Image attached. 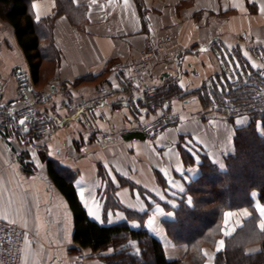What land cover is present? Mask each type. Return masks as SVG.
<instances>
[{
    "label": "crops",
    "instance_id": "crops-1",
    "mask_svg": "<svg viewBox=\"0 0 264 264\" xmlns=\"http://www.w3.org/2000/svg\"><path fill=\"white\" fill-rule=\"evenodd\" d=\"M65 1L34 0L35 19L33 5L40 6L42 20L55 16L59 2ZM71 3L74 8L56 15L54 21L53 40L60 59L56 66L52 64L48 84L44 81L51 63L44 66V89L39 88L41 82H33L13 28L0 19V115L15 109L21 111L20 119L31 120V113L43 126L34 135L31 122H16V133L8 135L0 124V220L17 224L32 236L20 264H106L91 249L74 242V215L47 171L50 160L75 173L77 195L83 206L87 202L84 208L91 220L112 225L128 220L126 211L146 212L144 227L163 244L168 259H179L187 246L174 244L163 222L174 218L173 208L186 183L201 174L198 165L185 166L179 144L185 136L219 162L223 154L233 151L235 130L249 124L248 115L221 117L204 99L208 96L212 102L215 78L222 74L214 49L224 50L240 64L260 65L264 59V0ZM162 36L172 39L175 62L156 65L150 79L115 74V65L132 64L154 38ZM82 78L87 80L75 84ZM163 79L178 86L183 83L184 88L179 86L175 101L149 109L142 93L158 89ZM102 83L113 93H100ZM167 115L171 118L163 124L155 122ZM261 124L257 129L264 137ZM28 133L31 142L22 138ZM121 179L136 188L121 184ZM252 197L261 216L258 209L264 206L258 193ZM228 212L233 215L227 226L224 219L225 237L251 216L248 208ZM130 224L137 228L141 222L136 218ZM221 240L212 254L221 249ZM213 259L214 255L206 263L213 264Z\"/></svg>",
    "mask_w": 264,
    "mask_h": 264
},
{
    "label": "trees",
    "instance_id": "trees-1",
    "mask_svg": "<svg viewBox=\"0 0 264 264\" xmlns=\"http://www.w3.org/2000/svg\"><path fill=\"white\" fill-rule=\"evenodd\" d=\"M33 1L0 0V19L13 28L29 64L32 80L39 84L44 76L45 64L56 66L60 59L53 40L56 15L74 6L71 0L59 2L55 16L37 21L32 10ZM86 80L78 79L75 84ZM164 88H159L161 92L156 96L145 98L149 109L156 110L166 101H171L168 98L176 93L177 87L166 86V91ZM28 114L32 120L31 127H36L40 119ZM10 124L5 128L8 135L16 133V121L10 118ZM183 139L185 136L181 138L179 149L185 166L196 164L201 174L186 183L177 207L173 208L174 218L163 222L172 242L187 246L181 258L170 260L166 257L163 244L143 225L146 212L137 214L126 211L128 220L112 225L91 220L77 195L75 173L49 160L47 171L54 185L67 199L74 215V242L81 248L91 249L106 264H206V249H216L217 242L223 238L224 246L216 251L214 264H264V230L260 229L262 218L252 197L256 191L259 202L264 206V137L257 132L253 123L236 129L233 151L221 157L223 168L200 147L197 148L202 153L197 162L193 155L183 149ZM158 179L165 184L159 174ZM121 184L136 188L125 179H121ZM241 208H248L251 216L231 236L224 237L225 213ZM136 218L141 222L137 228L130 224V220ZM108 249L111 252L103 254Z\"/></svg>",
    "mask_w": 264,
    "mask_h": 264
},
{
    "label": "built area",
    "instance_id": "built-area-1",
    "mask_svg": "<svg viewBox=\"0 0 264 264\" xmlns=\"http://www.w3.org/2000/svg\"><path fill=\"white\" fill-rule=\"evenodd\" d=\"M170 45L169 38L156 37L150 43L149 46L141 54V57L130 65H115V74L120 76H135L150 79L153 72V66L161 63H173L176 56L167 51V47ZM98 90L103 95H109L113 91L104 83L98 85ZM166 91V86L164 88ZM58 92V91H56ZM158 93L156 89H146L143 91L142 96L144 98L154 97ZM100 100V98H99ZM95 101H91L94 103ZM13 115H17L18 119L21 117V111L11 109L4 116L0 115V124L3 130L7 126H11L10 119ZM13 120V119H12ZM15 121V120H13ZM16 122H18L16 120ZM22 135V134H21ZM32 135L23 134L22 138L25 142H31ZM35 147V143H32ZM32 236L28 235L17 224L7 223L0 220V264H20L23 256L24 247L27 241L31 240ZM79 260L83 261L84 257L79 256Z\"/></svg>",
    "mask_w": 264,
    "mask_h": 264
},
{
    "label": "rangeland",
    "instance_id": "rangeland-1",
    "mask_svg": "<svg viewBox=\"0 0 264 264\" xmlns=\"http://www.w3.org/2000/svg\"><path fill=\"white\" fill-rule=\"evenodd\" d=\"M163 38H169V40H170V45L167 47V51L168 52H171V49H172V46H173V41H172V39L169 37V36H162ZM144 50H146V48L144 49ZM143 50V51H144ZM142 51V52H143ZM142 52H141V54H142ZM141 54L139 55V57L134 61V62H136L140 57H141ZM263 59V58H262ZM262 59H261V61H262ZM260 61V62H261ZM158 65V64H157ZM45 66L46 67H48V64H45ZM30 68V67H29ZM154 68H156V65H154L153 66V69ZM49 69V70H48ZM48 73H47V81H44V82H46V84H48L47 82L49 81V78L52 76V71H53V68H52V63H51V65H50V68L48 67ZM152 74V73H151ZM163 80H166V79H163ZM43 81L39 84V88H45L46 87V84L44 83ZM164 82V84H161V86L159 87V88H163V87H165V86H167V87H169V85L171 86V85H173V86H175V87H177V89H176V93H173L168 99H170L171 100V102H172V100H176L177 99V97L180 95V92H181V90H180V88H179V86L176 84V83H174V80H169V81H163ZM166 84V85H165ZM258 85L259 86H261V88H259L258 90H256V91H253V92H250V94L252 95V94H255V96H254V98L256 97V100L254 99V98H248L246 101H245V103H247V105H245V106H242V110L244 111V112H250V111H248L251 107H255L256 109H259V111H256V112H251V113H242V115L243 116H249V119H250V122H249V124L248 125H250L251 123H253V125H254V127L256 128V130H257V132H258V129H257V123L258 122H261V123H264V75H263V77L261 78V79H258ZM156 89V91H157V93H160L161 92V89ZM214 94H215V92H214ZM250 94H247V96H249ZM216 97H217V102L216 103H212L208 98V96H206L205 97V99H204V104L205 105H207V106H210L211 104H213V106L215 107V108H219V109H221V111L223 112H221L220 110V116L221 117H225L226 119H228V118H230L231 117V114H236L237 113V111L236 112H234L235 110L233 109V108H231V106L230 107H226L227 106V103L223 100V95L221 96H219L218 94H216ZM174 100V101H175ZM239 100H240V98H239ZM229 106V105H228ZM237 108V107H236ZM168 110V107L167 106H165V109H164V111H167ZM239 115H241V114H239ZM242 116V117H243ZM247 116V117H248ZM158 117V116H157ZM171 118V115H167V116H165V117H162L161 119L158 117V120H156L155 122H157V124H163V122L166 120V119H170ZM10 119V118H9ZM247 125V126H248ZM246 127V126H245ZM41 128H43V126H42V124H41V122H40V120H38V123H37V125H36V127H34V128H32L31 127V129H30V131H33V132H31V133H34V135L35 134H37L38 133V131H39V129H41ZM243 128V127H242ZM237 129H240V128H237ZM30 134V133H29ZM183 142H184V144H185V146H183L182 145V147H183V149L185 150V151H187L186 150V148H187V145L188 144H191L192 145V147L193 148H195V152H192V153H190L189 151H187L188 153H190L191 155H193L194 157H195V159H196V161L197 162H199L200 161V154L202 153L201 152V150L199 149V148H197L196 146H195V144H193V142H191L189 139H183L182 140ZM214 155V154H213ZM214 160L217 158V155H214ZM219 162H217L219 165H222L221 163H222V159L220 158L219 160H218ZM222 168H223V166H222ZM228 212V211H227ZM226 212V213H227ZM225 213V214H226ZM224 219H225V217H224ZM224 227V226H223ZM223 235H224V233H223ZM225 237V236H224ZM223 239V238H222ZM224 240V239H223ZM211 251H215V249L213 250V249H206V251L205 252H207L208 253V256H206V262H207V258H211L213 255H214V257H215V254H216V252L214 253V254H212V252ZM207 264V263H206ZM213 264H214V259H213Z\"/></svg>",
    "mask_w": 264,
    "mask_h": 264
},
{
    "label": "flooded vegetation",
    "instance_id": "flooded-vegetation-1",
    "mask_svg": "<svg viewBox=\"0 0 264 264\" xmlns=\"http://www.w3.org/2000/svg\"><path fill=\"white\" fill-rule=\"evenodd\" d=\"M241 66L242 69L246 71L244 77L242 78L240 77L238 81H235V79L232 76L230 79L226 78L225 74L224 75L221 74L217 76L214 83L215 90L211 95L212 103L217 102L216 94H218L219 96L223 95L224 97L223 100L227 103L226 107H230L232 105L231 108L235 110L234 112L237 111L236 114H231V117L242 113H251V112L253 113L259 111V109H256L255 107H251L248 110L250 112H244L242 110V106L247 105L245 101L248 98H254L255 94L251 95L250 92L256 91L259 88H261V86L258 85V79H261L264 75V59L260 62V65H257L258 66L257 68H252L251 64L248 63L247 61L245 63H242ZM221 76H223L224 79L223 82L221 80ZM247 94L250 95L247 96ZM254 99L256 100V97ZM219 110L221 111V109L218 108L217 111L220 112Z\"/></svg>",
    "mask_w": 264,
    "mask_h": 264
},
{
    "label": "snow or ice",
    "instance_id": "snow-or-ice-1",
    "mask_svg": "<svg viewBox=\"0 0 264 264\" xmlns=\"http://www.w3.org/2000/svg\"><path fill=\"white\" fill-rule=\"evenodd\" d=\"M93 2H95V0H93ZM125 4L127 5V0H125ZM33 7L36 9V18H37V20H39V19H40V6H39V5H33ZM261 11H264V7L261 8ZM244 56H245L246 58H248V60H251V57L248 55L247 52L244 53ZM234 67H235L237 70H239L242 66H241V65H238V64H234ZM251 67H252V68H257L258 66H257L255 63H252V64H251ZM226 78L230 79L229 77H226ZM179 86H180L181 89L184 88V84H183V83H180ZM19 123H20V125H24V124L26 123V120H25V119H21V120L19 121ZM260 127H261V129H264V123H262ZM186 150L189 151L190 153L195 152V148H193L191 144H188V145H187ZM221 167H222V165H221ZM173 183H174V182H173ZM180 191L183 192L184 189L181 188ZM80 197H81V199L83 200L84 193H83L82 191L80 192ZM160 199L163 200L164 197H163V196H160ZM189 203H191V201H189ZM84 207H85V208L88 207L86 201H84ZM258 210H259L261 216L264 217V207H261V208H259ZM89 211H90V214L93 215L94 218H95L96 220H100V217H99V216H96L94 213L91 212V210H89ZM244 214L247 215L248 213L245 212ZM232 215H233V213H231V212H228V213L225 214V225H226V226H227L228 218L231 217ZM149 223H151V221H149ZM260 229H261V230H264V219L261 220V223H260ZM228 234H229V233H228L227 231H225V235H228ZM219 243H220V248L222 249L223 246H224V241L221 240ZM218 250H219V249H218ZM205 256H208V253H207V252H205ZM210 259H211V258H210Z\"/></svg>",
    "mask_w": 264,
    "mask_h": 264
},
{
    "label": "water",
    "instance_id": "water-1",
    "mask_svg": "<svg viewBox=\"0 0 264 264\" xmlns=\"http://www.w3.org/2000/svg\"><path fill=\"white\" fill-rule=\"evenodd\" d=\"M216 57L218 58L219 60V63L222 67V74L226 75V77H229L231 78V76L235 79V81H238L239 78L241 77H244L245 74H246V71H244L242 69V67L237 70L235 67H234V64H238V65H241L237 59L235 57H230L228 53H226L224 50H220L218 51L217 49H214L213 50ZM230 71V73H229ZM231 74V75H230ZM165 76H169V74H166ZM216 80V78H215ZM221 80L222 82L224 81L223 79V76H221ZM13 120H17L18 122L21 120V119H25L26 120V124H28L29 122H32V120L28 119L27 117H23L21 119H18V116L17 115H13L12 117ZM20 124V123H19Z\"/></svg>",
    "mask_w": 264,
    "mask_h": 264
}]
</instances>
